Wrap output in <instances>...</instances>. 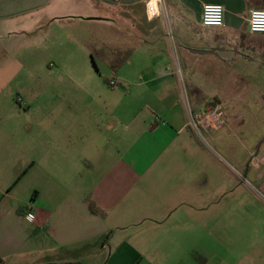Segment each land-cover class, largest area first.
Segmentation results:
<instances>
[{"label": "crops", "instance_id": "1", "mask_svg": "<svg viewBox=\"0 0 264 264\" xmlns=\"http://www.w3.org/2000/svg\"><path fill=\"white\" fill-rule=\"evenodd\" d=\"M252 7L0 0V264H264Z\"/></svg>", "mask_w": 264, "mask_h": 264}, {"label": "built area", "instance_id": "2", "mask_svg": "<svg viewBox=\"0 0 264 264\" xmlns=\"http://www.w3.org/2000/svg\"><path fill=\"white\" fill-rule=\"evenodd\" d=\"M161 1V0H159ZM225 14L226 9L223 5L220 4H204L202 7V15H201V25L204 28H221L225 24ZM247 25L249 32L251 34L264 35V9H252L249 11L247 17ZM176 73L182 77V68L179 61V58L176 57ZM116 85L115 81H110L109 86L114 87ZM21 102V100H19ZM191 122L194 127H199V123L197 121V116L192 114ZM205 124L207 122L205 121ZM210 126H213L210 123ZM208 124V125H209ZM216 125H220L221 121L216 119ZM29 220L33 219L32 215L27 216Z\"/></svg>", "mask_w": 264, "mask_h": 264}, {"label": "trees", "instance_id": "3", "mask_svg": "<svg viewBox=\"0 0 264 264\" xmlns=\"http://www.w3.org/2000/svg\"><path fill=\"white\" fill-rule=\"evenodd\" d=\"M250 1H252L258 7L264 9V0H250ZM261 38L262 39H260V41L262 40V42H264V36H261ZM90 209L93 213L103 216L102 213L94 205H90Z\"/></svg>", "mask_w": 264, "mask_h": 264}, {"label": "water", "instance_id": "4", "mask_svg": "<svg viewBox=\"0 0 264 264\" xmlns=\"http://www.w3.org/2000/svg\"><path fill=\"white\" fill-rule=\"evenodd\" d=\"M190 52L194 54H200V55H207V54H212L213 52L211 51H198V50H190Z\"/></svg>", "mask_w": 264, "mask_h": 264}, {"label": "rangeland", "instance_id": "5", "mask_svg": "<svg viewBox=\"0 0 264 264\" xmlns=\"http://www.w3.org/2000/svg\"><path fill=\"white\" fill-rule=\"evenodd\" d=\"M253 9H263V8H260V7H252ZM107 85H109V82L107 83ZM63 87V86H62ZM204 136V135H203ZM205 137V136H204ZM212 149H213V147H217V146H215V145H211L210 146Z\"/></svg>", "mask_w": 264, "mask_h": 264}]
</instances>
